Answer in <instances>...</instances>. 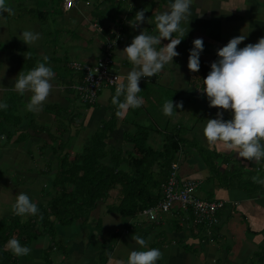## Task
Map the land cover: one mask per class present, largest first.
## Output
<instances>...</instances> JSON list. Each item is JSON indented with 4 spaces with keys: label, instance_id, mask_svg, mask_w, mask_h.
Masks as SVG:
<instances>
[{
    "label": "crops",
    "instance_id": "crops-1",
    "mask_svg": "<svg viewBox=\"0 0 264 264\" xmlns=\"http://www.w3.org/2000/svg\"><path fill=\"white\" fill-rule=\"evenodd\" d=\"M74 1L75 5L72 7H66L64 0H59L57 5L51 1L44 5L35 1L36 8L28 12H31V17L33 12L41 22H56L63 16L67 19V28L72 25L69 23L72 20H75L78 28L84 27L79 29V33L82 31L83 33L80 34H89L90 38L84 40L85 43L82 45L76 40L81 35L75 33L69 35L70 30L64 31L65 34L62 35L61 49L75 46L83 61L68 62V66L71 63L94 62L96 59L90 57L92 48L90 44L98 45L101 54L103 53V40L101 35L93 30L91 26L93 23L106 28L112 22V24L119 22L117 18L125 15L127 20L123 29L124 40L114 51V61L116 60L114 70L125 78V83H127V74L135 66L122 51L141 31L157 35L155 16L169 10L170 3L174 2V0H105L104 4L108 3V5H99L96 11L104 15L101 23L92 13L95 5L90 6L89 2H84L83 5L79 0ZM88 7L91 9L86 11ZM114 8L115 17L111 14ZM141 10H145V22L140 29H134L130 23L134 22L136 13ZM38 13L44 15L42 19L39 18L41 16ZM82 17L84 20L81 22ZM1 18L4 19L2 16ZM190 19L189 31L185 33V38L176 48L179 55L174 57L157 76L140 79L141 92L138 95L143 97V105L129 109L123 117H117L116 126L110 133L107 144L116 150L131 151L133 146L124 141L123 134H133L136 131L133 124L150 126L154 129L149 134L148 144L156 150L162 148L164 137L171 133L181 138L183 143L177 155L179 180L195 181L196 190L201 188L200 193L205 196L202 198L196 195L199 199L224 203L217 212L219 223L212 230V237H207L201 227L189 222L188 215L179 211L180 209L168 214H159L158 220L153 223L143 216L123 220L117 214L109 213L106 210V203L99 202L96 210L91 213L92 220L87 224L77 222L69 226H55V238L59 236L58 241L63 245L57 241L56 247L54 240H50V237L45 235L50 241L48 244L44 235L40 236L29 246L31 249L29 255L16 256L19 264H46L48 260L50 264H109L110 258L112 264H118L120 261L126 264L131 251L143 250L135 243L133 236L144 238L148 248H158L163 253L162 259L156 264H264V184L254 183L252 180L253 176L264 179V159L257 164L254 160L248 161L239 157L236 151L229 150L224 145L208 143L203 134L207 120L217 118V113L220 111L224 112L226 121L232 118V114L229 111L210 107L206 93L200 91L204 88L203 79L211 71V64L219 59L218 49L240 35L246 36L238 46L240 48L249 43L255 44L264 37V0H193ZM2 22L3 20L0 19V42L6 30ZM182 26L187 28L186 24ZM173 35L178 37L176 33ZM197 38L203 40L204 50L200 55V71L192 72L188 68L189 55L194 47L193 41ZM100 40L101 44H99ZM168 43L169 40H162L157 49ZM16 54L24 55L20 50L16 51ZM18 56L11 57L9 63L11 71H23L26 74L27 71L13 62L17 61ZM50 58L52 57H48L46 63L52 64L53 68H51L55 73V78L51 81L53 90L43 103L41 111L33 113L27 108L23 110L24 121L19 129L26 128L30 114L34 116L37 126H50V131L53 130L57 134V127L52 126L55 122L54 117L47 113L44 107L58 105L63 111L62 122L70 130L63 135L64 139L71 136L66 150L70 155H74L83 148L86 144L84 142L99 129L101 123L111 118L110 96L113 90L104 89L98 94L92 106L84 107L78 102L74 92L67 91L60 84L58 79L60 75L54 66L60 60L55 57L56 63H54L49 61ZM39 59L44 61V57ZM11 81L9 82L8 79L12 85H0V93L8 89L13 90L15 78ZM3 94H0V102L5 98ZM31 95L30 92H26L23 102H29ZM53 96L58 100L50 101ZM121 97L123 100V96ZM168 100H173L174 105L182 101L183 109L177 108L171 117L164 115L163 104ZM69 119H72L71 125H68ZM30 133L32 137L27 142L14 145L13 142L19 135V132H16L10 146L0 148V156L7 151L9 153L17 151L15 158L19 161L20 157L22 164L18 163L19 167H15L18 170L11 175V181L19 185L21 181L19 175L23 174L25 180L31 182L32 185L29 186H35L34 189L30 188V192L39 191L42 196L44 191L49 190L54 179L57 161L51 147H44V144H51L48 136L46 134L34 136L33 132ZM160 133L164 135L162 139ZM33 146H37V150L43 154L42 159L49 152L55 160V166H52L51 160L45 162L46 169L41 172L27 166L20 152L30 153ZM33 162L36 164V161ZM211 167L216 170L218 176L212 174ZM229 179L230 181H227ZM242 183H246V186L244 187ZM2 211L0 210V220ZM7 211L12 213V210ZM138 218H145L146 222L137 220ZM26 219L24 217L22 221ZM109 246H111L110 250L104 252L103 248Z\"/></svg>",
    "mask_w": 264,
    "mask_h": 264
},
{
    "label": "trees",
    "instance_id": "trees-1",
    "mask_svg": "<svg viewBox=\"0 0 264 264\" xmlns=\"http://www.w3.org/2000/svg\"><path fill=\"white\" fill-rule=\"evenodd\" d=\"M104 1L98 0L92 12L100 22L104 20V15L96 11ZM38 14L42 19L44 15ZM112 23L106 29L115 25ZM17 61L20 68L27 72L35 68L37 62H42L38 57L31 55L27 60L25 55H20ZM49 61L56 63V58H50ZM60 62L63 64L58 77L59 82L67 91L74 92L78 100L77 88L82 82V73L71 69L66 58ZM114 95L115 91H112L111 118L103 121L83 148L73 156L66 150L71 136L64 139L63 135L70 130L62 122L63 111L58 105L44 107V110L54 117L55 122L52 126H56L58 130L57 134H54L50 131V126H37L34 116L30 114L26 128L19 129L24 121V115L21 113L24 95L19 92H8L0 102L9 105L6 110L0 109V141L4 143L0 147L10 146L16 132H19V135L14 140V145L27 142L32 137L30 132H33L34 136L46 134L51 144H44V147H51L57 161L49 190L42 193L45 201L41 200L37 204L38 215L22 221L19 216L11 214L7 220H0V264H19L17 257L6 247L11 238H17L21 245L28 247L41 235H48L50 240H54L56 225L69 226L76 222L87 224L92 220L91 213L96 210L99 202H108L106 210L109 213H115L121 219L128 220L140 216L143 210L155 207L162 200V185L169 176L171 165L177 163V155L183 140L171 133L164 137L162 148L156 150L148 144L149 134L154 129L133 124L136 131L133 134H123L124 141L132 144V150L124 152L121 149H114L107 144L117 121V107L112 104ZM92 105L84 104V107ZM71 124L72 119H69L68 125ZM211 169L212 174L218 176L216 170L213 167ZM242 185L245 187L246 183ZM41 215L43 219L40 218ZM110 247H104V252L110 250ZM46 264H50V261H46Z\"/></svg>",
    "mask_w": 264,
    "mask_h": 264
},
{
    "label": "clouds",
    "instance_id": "clouds-1",
    "mask_svg": "<svg viewBox=\"0 0 264 264\" xmlns=\"http://www.w3.org/2000/svg\"><path fill=\"white\" fill-rule=\"evenodd\" d=\"M192 5L193 0H174L170 3L169 10L155 16L157 35L141 31L122 51L135 67L127 74V83L120 75L112 80L116 83L112 104L117 107V117H123L129 109L143 105L144 99L138 95L141 92L140 79L157 76L179 55L176 48L189 31ZM4 13L12 15L14 10L6 0H0V15ZM144 22L145 10H141L136 13L134 22L130 25L134 29H140ZM184 24L187 28L182 26ZM174 33L178 37H174ZM38 39V33H22L21 40L28 46ZM164 39L170 43L158 50L157 46ZM245 39L244 35L234 37L226 46L218 49L219 59L211 64V71L203 79L204 88L199 90L206 93L209 106L232 114V118L226 121L224 112H218L217 118L207 120L203 134L210 145H224L229 150L236 151L239 157L259 164L264 159V37L255 44L238 47ZM193 44L188 68L192 72H199L204 42L197 38ZM25 57L26 60L29 59L30 53L27 52ZM47 60L48 57H44L45 62H37L35 68L26 74L22 71L15 78L13 90L22 96L26 92L32 94L26 105L29 112L41 111L43 103L53 90L51 81L55 78V73L51 67L46 66ZM8 107L7 103H0V109L6 110ZM183 107L182 101L174 105L173 100H168L163 104V113L171 117L177 108L182 110ZM252 180L254 183L264 184V179L259 176H253ZM12 211L15 216L20 217L37 216L39 213L37 205L25 193L17 195ZM40 218L43 219L42 215ZM133 239L143 250L131 251L126 264H156L162 259L163 253L158 248H148L144 238L133 236ZM6 247L17 257L27 256L31 252L30 247L21 245L15 237L7 242ZM109 264H112L111 258ZM118 264L125 262L120 261Z\"/></svg>",
    "mask_w": 264,
    "mask_h": 264
},
{
    "label": "rangeland",
    "instance_id": "rangeland-1",
    "mask_svg": "<svg viewBox=\"0 0 264 264\" xmlns=\"http://www.w3.org/2000/svg\"><path fill=\"white\" fill-rule=\"evenodd\" d=\"M35 1H39L41 5H44L46 3H50V1L52 3H54V5H57L59 2V0H6V2L9 4V6L13 8L14 14L8 15L7 13H4L3 15H0L1 21L3 20L2 24H3L4 28H6L5 34H3V40L0 42V44H1V47H0V53H1L0 54V85H6V86L12 85L9 82L11 80H13V78H16L18 76V74L20 73V72H17L16 70H13V72H12L11 66L9 65L10 61L12 60L11 57L15 56V55L16 56L19 55V54H16V51H18V50H20L24 55H26L28 52V53H30L31 56H38L39 58L57 57L58 60H60V61H62L61 59H64V58H66L67 62H74V61L81 62L82 61L80 58L81 54L79 53V50L75 46L67 47L64 50L61 49V38H62V35L65 34L64 31L70 30L71 32L69 35H72L73 33H75V35L76 34L81 35V37L77 38L76 40L79 41L82 45L83 43H85L84 40L90 38L89 34H86V33L80 34L82 31H80V33H79V29L80 28L83 29L84 27L80 26V28H78V26H76L75 20H72L69 22L72 25H70V27H68L69 28L68 29L66 26L67 25L66 24L67 19L64 18L63 16H61V18L57 19L56 22H41L38 19V17L35 16V14H33V16L31 17V13L28 11L30 9L36 8ZM79 1H81V3L83 5L85 4L84 0H79ZM99 1H101V0H99ZM96 2H98V0H89L88 5H90V6L96 5ZM104 5H108V3H105ZM121 7L124 8V6H121ZM90 9H91V7H88L86 9V11H88ZM84 12H85V9H84ZM111 14L115 17V15H116L115 8L113 11H111ZM1 16L4 17V19H2ZM124 16H120L119 18H117V16H116V18L118 21H120ZM50 17H52V16H50ZM45 20H47V19L45 18ZM83 20L84 19L82 17L81 22ZM116 25H118L117 21L115 22L114 26H116ZM86 27L88 30V24L86 25ZM23 31H32L33 33H38L39 39L28 46L26 43H24L21 40ZM90 32L93 33L92 31H90ZM68 40L73 41L74 39H68ZM68 40H66V41H68ZM101 42L102 41L100 40L99 44H101ZM2 44H3V46H2ZM90 45L92 46V48L90 49L91 50L90 51V57L93 60L97 59L101 54V50H100L98 45H95V44L94 45L90 44ZM63 51L65 52V54H63ZM62 56H63V58H62ZM101 56H102V54H101ZM13 62H15L14 64H16V65H19L18 61H13ZM42 62H45V61H42ZM48 63H46V66L53 68L52 64L49 63L50 64L49 65ZM62 64H63L62 62H58V64L56 63L54 65L57 68V72H59V73L62 71L61 70ZM11 75L13 78L11 77ZM8 79H9V82H8ZM5 82H7V83H5ZM103 90L104 89H102L101 91H103ZM8 92L14 93L15 91L8 89L6 92L3 91L0 94L4 93L2 95L4 97ZM24 95H26V93ZM55 99L58 100L57 97L53 96L52 100H50V101H54ZM27 103L28 102H26L24 104L27 105ZM26 108L27 107L24 106L21 109V111L25 110ZM52 132L55 134V131L52 130ZM163 137H164V135H162V133H160V138L162 139ZM87 142L88 141H85L84 143H87ZM2 144H4L3 141H0V145H2ZM80 144H82V143H80ZM78 147H80V146H78ZM78 150H79V148H78ZM30 151H31L30 153H27V152L21 153L20 152V155H22V157L26 160L27 166L34 167V168L40 170L39 172L46 169L45 162L48 160L52 161L53 167L55 166L54 165L55 160L49 152L46 154L45 158L42 159L43 154L37 150V146H33ZM1 152H3V150ZM16 154H17V151L14 150L13 153H11V152L9 153V151H7L4 153V155L0 156V210H3L2 215H1V219H4V220H7L11 214L14 216L13 211H12V213H9L7 210H12V206L16 202V197L20 193L27 194L30 197V199L32 200V202L35 203L36 205L41 200L45 201V199L41 196V192H39V191L30 192V188L34 189L35 186H29L32 184H31V182L28 181V179L25 180V176L23 174L19 175L21 178V181L18 183L19 185H16L14 182L11 181V175L14 174L15 170H18L15 167H19L17 165L18 163L22 164L20 161V157H19V161L15 158ZM71 156H73V155L71 154ZM31 160L36 161V164ZM38 187H39V185H38ZM200 189L201 188L195 190L194 195L195 196L197 195L199 197L204 198L205 196L200 193ZM106 205H107V203L105 204V206ZM30 216L31 215H28V216H26V218H28ZM21 218L24 219V217H21ZM137 220H143L146 222L145 218H140V219L138 218ZM74 224H77V222ZM39 229L41 230V228H39ZM41 236H43V235H41ZM46 236H48V235H46ZM46 236L44 235L43 237L46 238L48 241V237H46ZM58 240H60L59 236H57V238H55L53 241V243L56 245V247H57L58 242L60 244H62V242L58 241ZM48 244H50V241H48Z\"/></svg>",
    "mask_w": 264,
    "mask_h": 264
},
{
    "label": "built area",
    "instance_id": "built-area-1",
    "mask_svg": "<svg viewBox=\"0 0 264 264\" xmlns=\"http://www.w3.org/2000/svg\"><path fill=\"white\" fill-rule=\"evenodd\" d=\"M66 7L75 5L74 0H64ZM123 17L118 25L106 29L96 23L91 26L93 30L103 38V53L91 63H71L69 67L82 73V82L77 88L78 101L81 104L92 105L96 102L102 89H116V83L112 80L118 74L114 70V51L123 38V29L126 22ZM121 76V75H120ZM122 77V76H121ZM178 164L173 163L166 182L162 185V200L155 206L145 209L140 216L147 218L150 222L158 220L159 213H170L176 209L188 215V221L203 229L205 235L212 237V230L218 225L217 212L224 206L223 202H208L197 198L194 192L197 183L191 180H179Z\"/></svg>",
    "mask_w": 264,
    "mask_h": 264
}]
</instances>
